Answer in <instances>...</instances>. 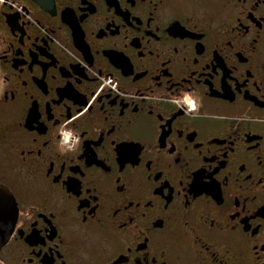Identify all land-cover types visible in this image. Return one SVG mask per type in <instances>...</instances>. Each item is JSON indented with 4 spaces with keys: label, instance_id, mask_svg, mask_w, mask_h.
<instances>
[{
    "label": "flooded vegetation",
    "instance_id": "af4514ba",
    "mask_svg": "<svg viewBox=\"0 0 264 264\" xmlns=\"http://www.w3.org/2000/svg\"><path fill=\"white\" fill-rule=\"evenodd\" d=\"M0 188V264H264V0H0Z\"/></svg>",
    "mask_w": 264,
    "mask_h": 264
},
{
    "label": "water",
    "instance_id": "95a60500",
    "mask_svg": "<svg viewBox=\"0 0 264 264\" xmlns=\"http://www.w3.org/2000/svg\"><path fill=\"white\" fill-rule=\"evenodd\" d=\"M16 216L14 199L6 189L0 188V248L10 237Z\"/></svg>",
    "mask_w": 264,
    "mask_h": 264
}]
</instances>
